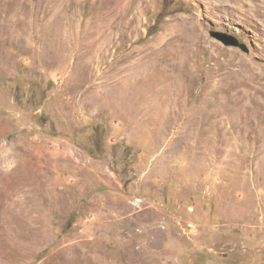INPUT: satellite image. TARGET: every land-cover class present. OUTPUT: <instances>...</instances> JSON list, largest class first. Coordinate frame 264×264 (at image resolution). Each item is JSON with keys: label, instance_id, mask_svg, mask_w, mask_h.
Listing matches in <instances>:
<instances>
[{"label": "rangeland", "instance_id": "1", "mask_svg": "<svg viewBox=\"0 0 264 264\" xmlns=\"http://www.w3.org/2000/svg\"><path fill=\"white\" fill-rule=\"evenodd\" d=\"M0 264H264V0H0Z\"/></svg>", "mask_w": 264, "mask_h": 264}, {"label": "water", "instance_id": "2", "mask_svg": "<svg viewBox=\"0 0 264 264\" xmlns=\"http://www.w3.org/2000/svg\"><path fill=\"white\" fill-rule=\"evenodd\" d=\"M212 35L221 40L222 42H224L227 45H233V46H238L240 45V41L239 39L232 34H229L227 32L224 31H214L212 32Z\"/></svg>", "mask_w": 264, "mask_h": 264}, {"label": "bare ground", "instance_id": "3", "mask_svg": "<svg viewBox=\"0 0 264 264\" xmlns=\"http://www.w3.org/2000/svg\"><path fill=\"white\" fill-rule=\"evenodd\" d=\"M170 94H172L173 93V96L176 94V92H175V90H174V92L172 91V92H169ZM179 93V92H178ZM178 97V96H177Z\"/></svg>", "mask_w": 264, "mask_h": 264}]
</instances>
